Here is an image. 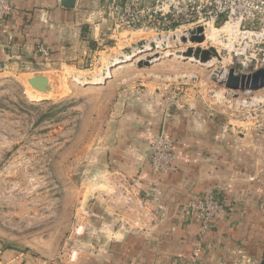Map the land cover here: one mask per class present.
I'll use <instances>...</instances> for the list:
<instances>
[{"label": "crops", "instance_id": "0c3cea01", "mask_svg": "<svg viewBox=\"0 0 264 264\" xmlns=\"http://www.w3.org/2000/svg\"><path fill=\"white\" fill-rule=\"evenodd\" d=\"M11 4L13 13L0 29V72L29 74L80 65L92 51L82 28L97 30L96 16L105 5L102 0H76L72 8L59 0ZM39 43L49 49L46 60L37 53ZM200 82L177 90L113 79L78 87L92 100L96 92H110L102 110L92 114L100 129L89 174L99 181L85 186L89 196L81 201L88 209L84 220L93 219L88 230L98 239L96 247L82 250L80 263H62L48 249L0 244V264H188L199 222L189 218L185 203L191 192L210 188L229 209L204 234L199 263L264 264V135L235 130L212 107L216 95ZM160 132L173 142V169L152 176L148 144Z\"/></svg>", "mask_w": 264, "mask_h": 264}, {"label": "rangeland", "instance_id": "374dc122", "mask_svg": "<svg viewBox=\"0 0 264 264\" xmlns=\"http://www.w3.org/2000/svg\"><path fill=\"white\" fill-rule=\"evenodd\" d=\"M85 35L92 51L85 54L80 65H62L44 72L56 75V93H38L30 88L26 78L31 74L25 70L0 72V244L48 249L62 263H80L81 251L95 248L98 241L88 230L93 219L90 223L84 220L88 209L81 201L89 196L85 195V186L92 185L91 180L99 181L95 174H89L100 129L92 121V114L101 111L100 103L110 96V92H96L92 100L88 92L77 90L84 87L77 78L97 77L113 59L129 55L123 53L125 48L154 36L136 31L112 32L109 24L102 23L97 30L88 27ZM169 42L165 43L169 46L166 50L182 49L184 53L192 46L189 40L176 45ZM200 46H216L225 54L215 39H205ZM137 50L141 49L135 48L132 54ZM155 50L159 52L155 48L139 54L133 62L116 64L105 81H133L154 89L177 90L200 80L201 89L216 95L212 107L235 130L240 127L255 132L253 127L264 119V88H225L209 79L213 69L219 67L218 62L201 65L174 55L161 56ZM147 56L154 59L151 65L136 67L137 59Z\"/></svg>", "mask_w": 264, "mask_h": 264}, {"label": "built area", "instance_id": "2783aa9c", "mask_svg": "<svg viewBox=\"0 0 264 264\" xmlns=\"http://www.w3.org/2000/svg\"><path fill=\"white\" fill-rule=\"evenodd\" d=\"M102 1L105 4L103 12L100 17H96L102 24H109L112 32L136 31L154 36L170 35L169 45H176L184 35L189 40L190 35L184 34L186 31L200 26L204 40L208 39L206 34L209 31L215 30L212 39L225 52L221 54L218 47L209 46L216 50L219 59L214 58L208 63L216 65L218 62L219 68L223 70L233 67L236 72L242 73L264 67V0ZM12 13L11 0H0V29ZM191 44L190 47L193 48L200 46ZM36 50L43 60L49 57L46 45L39 43ZM253 129L259 135H264V119ZM172 147L173 142L163 133L149 141V168L152 176L173 169ZM149 195L150 191L147 192V197ZM145 202L144 199L143 203ZM228 209L225 199L215 189L189 194L185 210L189 218L199 222V232L188 264H200L204 234L210 230L215 219ZM262 214L264 216V207Z\"/></svg>", "mask_w": 264, "mask_h": 264}, {"label": "water", "instance_id": "95a60500", "mask_svg": "<svg viewBox=\"0 0 264 264\" xmlns=\"http://www.w3.org/2000/svg\"><path fill=\"white\" fill-rule=\"evenodd\" d=\"M59 2L62 6L72 8L74 7L76 0H59ZM187 33L190 35L189 41L193 44H200L204 40V36L202 34V27L200 26L193 29H189L184 34ZM166 37L169 38L168 35H157V36L149 37L148 39L140 40L137 43H134L131 47L125 48L123 53H127L131 55L133 53L132 51H134L135 48L141 49L146 41H150V48H155L156 47L155 40H159ZM181 40L183 41L186 40L185 35L181 38ZM141 53L143 52L132 55L131 57L132 60L130 61L133 62V59L136 58ZM183 55L186 57H192L194 62L198 61L197 63L201 65L208 63L214 58L219 59L216 50L213 47H208V48H202L200 46L194 48L188 47L187 51H185ZM153 61L154 59L149 56L144 58H139L136 61V67L138 68L149 67ZM114 67H116V64L110 65V69ZM55 76L56 75H50L45 73H34L26 78V83L29 85L30 88H32L38 93H44V94L56 93L57 89L53 85ZM110 76L111 75L104 76L102 82H104ZM209 79L231 90L254 91L257 89L264 88V67L258 68L252 72H247V73L236 72L233 67L227 70H223L219 67H215L213 69L212 74L209 76ZM78 83L82 84L83 86L100 84V83H93L91 81H87L85 83L82 82H78Z\"/></svg>", "mask_w": 264, "mask_h": 264}, {"label": "bare ground", "instance_id": "6f19581e", "mask_svg": "<svg viewBox=\"0 0 264 264\" xmlns=\"http://www.w3.org/2000/svg\"><path fill=\"white\" fill-rule=\"evenodd\" d=\"M214 31L215 30H211L209 31L207 34H206V38H214ZM170 38V36H169ZM169 38H162L161 40H156L155 43H156V47L157 49H159V52L157 50H155V53H159L161 54V56H166V55H174L178 58H186L190 61H193V58L192 57H186L183 55V50L180 49V50H176V51H173V50H166V47H169L167 46L165 43L169 41ZM144 48H141V50H137L138 53L140 52H144V51H151L155 48H150V43H146L145 45H143ZM160 49H165V50H160ZM132 55H135V54H132ZM132 55H125V56H122L121 58H116V59H113L108 65L105 66L103 72L100 74V75H97V77H86V78H83V77H78V81L79 82H82V83H85L87 81H91L93 83H100L103 81L104 79V76H107V75H110V72H111V69H110V65L111 64H118L121 62H124V61H130L132 60ZM154 56V55H153ZM160 58V57H159ZM139 59V58H138ZM198 62V61H197ZM211 62V61H209ZM117 66V65H116Z\"/></svg>", "mask_w": 264, "mask_h": 264}, {"label": "trees", "instance_id": "16d2710c", "mask_svg": "<svg viewBox=\"0 0 264 264\" xmlns=\"http://www.w3.org/2000/svg\"><path fill=\"white\" fill-rule=\"evenodd\" d=\"M82 31H83L84 34H86V32H87V27L84 26V27L82 28Z\"/></svg>", "mask_w": 264, "mask_h": 264}]
</instances>
